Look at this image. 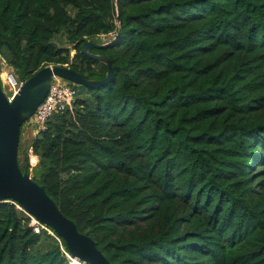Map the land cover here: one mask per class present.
Instances as JSON below:
<instances>
[{
	"label": "trees",
	"instance_id": "obj_1",
	"mask_svg": "<svg viewBox=\"0 0 264 264\" xmlns=\"http://www.w3.org/2000/svg\"><path fill=\"white\" fill-rule=\"evenodd\" d=\"M119 29L92 49L113 79L80 85L29 172L113 264H264V0H0L23 81L49 64L103 79L82 45ZM30 220L0 202V264H69Z\"/></svg>",
	"mask_w": 264,
	"mask_h": 264
},
{
	"label": "water",
	"instance_id": "obj_2",
	"mask_svg": "<svg viewBox=\"0 0 264 264\" xmlns=\"http://www.w3.org/2000/svg\"><path fill=\"white\" fill-rule=\"evenodd\" d=\"M120 33L121 29L117 37ZM116 38L104 44L87 41L82 45V52L107 65L108 71L103 79H91L71 67L47 65L27 79L11 99L0 81V202H16L24 211L52 227L64 239L70 253L87 264L113 263L97 247L94 238L81 232L76 222L61 211L45 185L33 178L28 170L31 161L27 154L23 157L26 167L21 168L20 135L24 123L47 96L54 75L90 88L100 87L113 79L115 68L111 59L105 54L92 52V49L108 47Z\"/></svg>",
	"mask_w": 264,
	"mask_h": 264
},
{
	"label": "built area",
	"instance_id": "obj_3",
	"mask_svg": "<svg viewBox=\"0 0 264 264\" xmlns=\"http://www.w3.org/2000/svg\"><path fill=\"white\" fill-rule=\"evenodd\" d=\"M117 36V30L110 31L108 33H102L97 36L103 43H108L114 40ZM53 66V64H49ZM0 81L6 85L11 95H7L10 99L16 94L21 85L25 82L21 80L16 74L13 67L10 65L5 55L0 52ZM77 89L73 83L61 76L54 75L49 92L45 99L39 104L34 114L25 122L28 128L32 131L33 139L37 137L43 130L47 128L48 121L56 114L66 111L68 108L73 107V103L76 99ZM24 123V124H25ZM32 139V140H33ZM32 140L28 146L27 154L30 158L31 164L37 163L39 156L35 154ZM32 158V160H31ZM37 159L36 162L34 159ZM18 208L23 210L16 202H14ZM24 211V210H23ZM26 212V211H24ZM30 216V226L35 232L41 233L47 231L53 235L61 248V251L65 255L69 264H87L76 256H73L67 245L64 244V239L53 230L49 225L41 222L34 215L26 212ZM66 243V242H65Z\"/></svg>",
	"mask_w": 264,
	"mask_h": 264
},
{
	"label": "rangeland",
	"instance_id": "obj_4",
	"mask_svg": "<svg viewBox=\"0 0 264 264\" xmlns=\"http://www.w3.org/2000/svg\"><path fill=\"white\" fill-rule=\"evenodd\" d=\"M94 40H92V41H95V42H97V43H103L100 39H98V38H93ZM56 42H57V44L59 45V46H64V47H69L70 46V44H69V42H68V40L66 39V34H65V31H62L60 34H58L56 37H55V39H54ZM75 52L73 51L72 52V55L74 54ZM1 79V78H0ZM73 83V82H72ZM1 85H2V88H3V90L5 91V93L9 96V95H11V91H9L8 90V88L6 87V85L2 82V80H1ZM73 85H74V87L76 88V87H78V89H80L79 91V93L77 94V97H85V95H84V92H81V90H82V87H80V85L79 84H75V83H73ZM77 89V88H76ZM63 113V112H62ZM57 115V114H56ZM22 130H23V133H22V135H21V140H20V149H19V160H20V166H21V168L23 167V169H24V163H23V157H24V155H25V153L27 152V149H28V146H29V144H30V141L33 139V134H32V131L28 128V126H27V124L25 123L24 125H23V128H22ZM31 160H32V158H31ZM33 164V163H32ZM31 164V165H32Z\"/></svg>",
	"mask_w": 264,
	"mask_h": 264
},
{
	"label": "bare ground",
	"instance_id": "obj_5",
	"mask_svg": "<svg viewBox=\"0 0 264 264\" xmlns=\"http://www.w3.org/2000/svg\"><path fill=\"white\" fill-rule=\"evenodd\" d=\"M36 159V158H35Z\"/></svg>",
	"mask_w": 264,
	"mask_h": 264
},
{
	"label": "clouds",
	"instance_id": "obj_6",
	"mask_svg": "<svg viewBox=\"0 0 264 264\" xmlns=\"http://www.w3.org/2000/svg\"><path fill=\"white\" fill-rule=\"evenodd\" d=\"M104 44V43H103Z\"/></svg>",
	"mask_w": 264,
	"mask_h": 264
}]
</instances>
